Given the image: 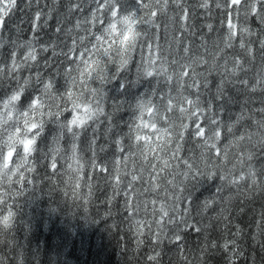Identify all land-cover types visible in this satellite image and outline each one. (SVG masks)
Returning a JSON list of instances; mask_svg holds the SVG:
<instances>
[{
    "label": "clouds",
    "instance_id": "1",
    "mask_svg": "<svg viewBox=\"0 0 264 264\" xmlns=\"http://www.w3.org/2000/svg\"><path fill=\"white\" fill-rule=\"evenodd\" d=\"M24 7L43 18L30 34L0 27V244L29 202L87 220L99 193L143 264H264V0Z\"/></svg>",
    "mask_w": 264,
    "mask_h": 264
},
{
    "label": "trees",
    "instance_id": "2",
    "mask_svg": "<svg viewBox=\"0 0 264 264\" xmlns=\"http://www.w3.org/2000/svg\"><path fill=\"white\" fill-rule=\"evenodd\" d=\"M25 3L26 0H17L15 13H10L11 19L4 17L1 27L8 32H15L19 28L26 37L34 29L31 22L34 17L24 7ZM56 20L57 17L53 14L49 28L37 33L42 35V40L54 39L52 33ZM42 22L43 18L39 23ZM197 23L200 21L197 20ZM102 174L106 175L107 171ZM121 204L122 200L117 203L114 214L106 216L110 205L105 204L103 195L98 193L85 220L82 218L83 210L77 211L75 217L60 209L53 211L48 198L41 196L26 205L25 223L18 225L13 235L0 244V264H143L141 257L150 249L143 247L134 251L135 240L130 239L121 223L122 215H127L121 214ZM256 218L252 215V208H247L236 217V223L246 227ZM198 235L194 230L185 234L188 242L185 251L189 245L195 247ZM245 245V257H249L254 250L250 242L245 241ZM255 254L259 259L260 253L256 251ZM226 255L221 253L208 259L211 264H225ZM236 264L248 262L241 259Z\"/></svg>",
    "mask_w": 264,
    "mask_h": 264
},
{
    "label": "snow or ice",
    "instance_id": "3",
    "mask_svg": "<svg viewBox=\"0 0 264 264\" xmlns=\"http://www.w3.org/2000/svg\"><path fill=\"white\" fill-rule=\"evenodd\" d=\"M2 2L6 5L8 0H2ZM239 0H233V3H238ZM13 3H15V0H13ZM4 9H0V13H3ZM4 19L3 16H0V22H2ZM41 17H40V14L39 13H36L34 19H33V28H36L39 24V21H40ZM203 131V130H202ZM31 142H27L26 143V146H25V150L27 151L28 150V145L30 144ZM102 150V149H101ZM53 168H55V164L52 165ZM102 171H107V169H104V168H101ZM189 230H194V231H197L199 232V229H189ZM177 240L179 241V237H177ZM215 246V245H213ZM225 247H227V245H225Z\"/></svg>",
    "mask_w": 264,
    "mask_h": 264
}]
</instances>
